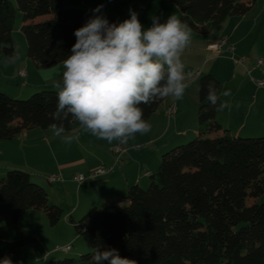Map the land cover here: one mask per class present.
<instances>
[{
	"label": "trees",
	"instance_id": "trees-1",
	"mask_svg": "<svg viewBox=\"0 0 264 264\" xmlns=\"http://www.w3.org/2000/svg\"><path fill=\"white\" fill-rule=\"evenodd\" d=\"M15 1L0 0V54L15 52L12 34L18 8L23 13L21 30L28 57L40 68L62 63L76 42L74 31L96 16L66 8L64 0ZM171 1L191 30L208 32L232 16L246 15L258 0ZM209 82L215 83L220 103V80L212 73L203 74L196 137L162 155L157 170L149 175L148 189L130 185L123 197L126 203L111 199L79 219L70 217L92 252L45 264H93L97 248H115L136 264H264V136L244 138L225 128L206 98ZM164 99L141 105L146 121ZM56 105L54 89H43L25 100L0 92V141L32 128L49 129ZM63 123L65 132L79 127ZM32 178L17 168L0 178V259L5 249L38 241L20 226L24 212L44 211L52 226L65 216Z\"/></svg>",
	"mask_w": 264,
	"mask_h": 264
},
{
	"label": "rangeland",
	"instance_id": "rangeland-1",
	"mask_svg": "<svg viewBox=\"0 0 264 264\" xmlns=\"http://www.w3.org/2000/svg\"><path fill=\"white\" fill-rule=\"evenodd\" d=\"M12 1L16 3L15 0ZM101 4L103 5L101 12H93V9L97 8ZM64 6L66 8L82 9L94 15L112 17L119 23L129 18V9H132L138 13V18L145 29L151 27L152 19L155 17H159L161 22H163L170 15L174 14L181 20V10L171 0H65ZM240 20L242 25L240 30L237 32V36L240 34L244 35L247 32V29L250 28L252 24H255L254 31L251 35H249V37H247L245 43H240V45H233L232 43H229L226 45L228 39L225 38L224 40H227V42L224 43L223 46H226L219 52L214 53L216 51L208 50L209 53H211V51L213 52L210 54L212 59H215L216 57H225L224 60H220L219 63L223 68H226L225 72L220 73L224 86L231 73L237 75L236 81L227 85L224 91H230L232 85L240 84L246 92L249 90L248 82L251 83L254 91L255 87L258 86L253 81V78H262L264 76L261 71L248 73V68L251 65L246 66V63H243L246 60L243 62L240 61L241 55L239 53V51L243 53L251 51L250 54H252L253 58H259V56L264 58V0H258L254 7L246 15H236L230 17L229 20L218 30L208 31L203 34H200L201 32L191 30V37L205 39L210 36L215 38L216 36L221 35V33L232 30V28ZM22 25L23 13L17 8V17L12 37L15 45L14 55L18 53L19 58L13 59L14 55L7 56L4 53L0 54V92L6 93L15 99L25 100L45 88L38 87L37 89L31 90L30 86H32V84H39L40 86L46 85V88L52 87L55 86V84L59 82L62 77L59 79L55 77V73L52 70L54 68H40L32 60H29L27 52L28 45L26 37L21 30ZM192 42H194L193 38H191V42L182 54L181 59L183 62L190 61L192 64L198 66L202 58L199 55L192 56L191 54L193 53L187 51V49L192 46ZM218 43L214 45H217ZM231 45L235 48L234 52L228 51V47ZM204 49L205 47H203V50ZM203 55H206L205 51H203ZM1 59L3 60L1 61ZM20 68H24L23 70L25 72H23L25 74L22 76L25 77L27 75L25 79L16 76ZM12 76L15 77L13 78ZM27 83H30L27 90L28 92L30 89V94L26 95L25 93V95H18L16 91L20 90L21 87ZM259 89H264V87H260ZM254 95L255 93H253L252 99L254 98ZM161 103L154 113L151 122H148L151 125V130L145 134L137 133L135 137L130 139L127 143H120L118 141L109 143L106 140L98 139L90 133L84 132L80 127L63 133L61 137L55 136L50 129H34L32 131H26L28 136H17L18 141L15 142L16 144L12 147L5 148V146L0 144V178L6 175L9 168H17L31 172L34 174L32 178L33 181L36 183L39 182L38 184L49 192L52 191L54 194L53 200L55 202L58 201V203L61 202V205L58 204L60 207L63 209L66 208V211L69 207L78 208L76 213L78 217L76 219H79L89 210L88 208H92L95 205H99L102 202L107 201V199L100 198L101 195H99L95 203H91V201L88 202L85 197V194L87 195L88 192L93 190L90 187L87 189L85 188L89 186V184L96 182L100 183L102 181V177L105 175L96 177V179H87L81 185L74 180L75 175L89 176L91 172L105 166L108 169L107 174L115 172L117 176H119V180L122 181V178L125 179L124 174L121 172L123 171L122 169L126 168L125 172H129L134 175L139 172L141 162L147 163V168L151 167L153 168L152 172H155L164 153L168 152L175 146L189 143L196 137V135H191V137L185 140L183 139L182 141H179L180 139H178V141H176L177 143L173 146L165 145L167 142L172 141L171 136L175 133L173 132L175 130L171 123L172 118H169L166 114L168 102L165 101L162 105ZM174 105L175 104H172L170 106ZM186 105L187 113L185 114V123L187 126H191V124L194 123L198 124V108L195 112V119L194 115H192V111H188V109H192V97H187ZM175 115L169 116L173 117ZM249 124L252 125L251 122L248 123V126H250ZM167 126H169L170 129H167ZM249 128L251 127H248L247 130H249ZM250 132L251 130L244 131L241 137L247 138L245 136H264V131H261L260 133ZM68 135L79 137V140H74L70 145L66 144L63 141V137ZM115 148L119 151V153H121L119 156L115 154ZM81 160L85 161L82 162ZM57 165H68V170L66 172H56L58 168ZM145 172L146 171L144 170L143 174ZM59 175L64 177L63 181H57L52 184L49 183V178ZM147 177V183L142 186L145 189H148L151 184L149 175H147ZM120 188L121 186H119V184L112 187H104L102 191L108 190L109 192L102 194H121L120 191L122 189ZM65 196H67L66 200ZM122 196L123 195L119 196L120 202L126 203L127 201ZM251 201L252 200H250V202ZM86 203L90 204V207L85 208L84 210L83 208ZM28 211L30 212H25L23 214L20 220V226L33 232V234L38 238V241L22 248L5 249L2 252L1 259L8 256L12 259L13 264H45V261L47 260H60L73 257L77 258L83 254L93 251L86 243L85 239L77 234L75 227L70 222V217L66 219L64 216L57 225L52 226L44 211ZM68 245L72 246V252L77 251L80 253L78 255H72L69 253L70 251L64 252L57 250V247H64Z\"/></svg>",
	"mask_w": 264,
	"mask_h": 264
},
{
	"label": "clouds",
	"instance_id": "clouds-1",
	"mask_svg": "<svg viewBox=\"0 0 264 264\" xmlns=\"http://www.w3.org/2000/svg\"><path fill=\"white\" fill-rule=\"evenodd\" d=\"M102 8L101 4L93 12ZM129 14L118 24L96 15L74 31L76 42L55 84L57 105L49 125L55 136L65 133L63 122L68 121L98 139L127 143L137 133L151 130L141 105L167 97L183 98L194 75L185 72L181 59L191 42L190 27L173 14L163 22L153 18L151 27L145 29L136 11L129 9ZM18 58L17 53L13 59ZM207 89L210 106L218 111L230 107L227 102L218 105L214 82ZM222 95L229 96L230 91ZM74 140L79 137H63L69 145ZM91 259L93 264H136L115 248H97ZM0 264L13 261L5 256Z\"/></svg>",
	"mask_w": 264,
	"mask_h": 264
},
{
	"label": "crops",
	"instance_id": "crops-1",
	"mask_svg": "<svg viewBox=\"0 0 264 264\" xmlns=\"http://www.w3.org/2000/svg\"><path fill=\"white\" fill-rule=\"evenodd\" d=\"M64 3H65V0H64ZM241 25H242V22L240 20L232 28V30H230L229 32L221 33V35H218L215 38L210 37V36L208 38H205V39H203V38L199 39V37H195V38L191 37V38H193L194 42H192L193 43L192 46L189 47L187 49V51L193 53V54L190 53L192 56L199 55L202 59L200 60L201 62H199L198 66L192 64V62H190V61L189 62H183L185 64V72L187 73V72L191 71L194 73V75L190 81V86L185 90V94H184L183 98L181 100H176L173 97H167L164 99L165 101L168 102L167 103V109L172 104H175L177 106V114L173 117H170L168 115L167 109H166L167 116L169 118H172L171 123L173 125L174 130H175L173 132H175V133L171 136L173 138V139L171 138L172 141L167 142L165 145L173 146L177 143L176 141H178V139H180L179 141H182L183 139L184 140L188 139L189 137H191V135H197L198 124L194 123V124H191V126H187V124L185 123L186 122L185 121L186 120L185 114L187 113V109H186L187 97H192V109H188V111L189 110L192 111V115H194V119H195V117H196L195 112H196L197 108L199 107V99H200V97H199V95H200L199 94V78L203 74H206V73H212L214 76H216L220 80V82H221L220 103L227 102L230 105V107L223 108V109L218 111L217 119L219 120V122L225 128L229 129L235 135H242V133L244 131H250V130H251L250 133H260L261 131H264L263 130L264 129V89H259L260 87L259 88L255 87V90L253 91V87H252L251 83L248 82V84H249V90L248 91L245 92V90L243 89V86L240 84L232 85L231 90H230L231 95L226 96V97L223 96L222 93L224 92V89L226 88L227 85H230L236 81L237 75L231 73L228 76L226 83H225V86H224V83H222V78H221L222 76L220 75V73L225 72L226 68H223L219 63H220V60H224L225 57H216L215 59H212L210 54L213 52L211 51V53H209V51L212 50L211 49L212 45H214L220 41L222 42L225 38L228 39V42L226 45H228L229 43H232L233 45L234 44L240 45V43L241 44L245 43V41L247 40V37H249V35H251L252 32L254 31L255 24H252L250 26V28L247 29V32L244 35L240 34L239 36H237V32H238V30H240ZM219 28H221V26ZM203 33H205V32H201L200 34H203ZM195 36H197V35H195ZM201 36H203V35H201ZM226 45H224L222 48H224ZM203 47H205L204 50H203ZM203 51H205L206 55H203ZM217 52H219V51H216L214 53H217ZM239 53L241 55L240 61L243 62L244 60H246L243 63H246V66L251 65L248 68V73H250L249 70L256 63L257 59H264L261 56H259V58H253L252 54H250L251 51H248V53H247V51H246V53L239 51ZM2 60L3 59H1V61ZM29 60H31V59L29 58ZM52 68H54L52 70L55 73V77L57 79L61 78L62 72H63V62L52 67ZM23 69L24 68H20L18 70L19 73L17 72L16 76L21 77L22 79H25L27 77V75L24 77L20 74V72L23 71ZM254 71L255 72L261 71V69L253 70L251 73H253ZM261 73H262V71H261ZM12 77L14 78L15 76H12ZM256 78H260V77H256ZM29 85H30V83H27L26 85L21 87L20 90L17 89L19 91V92L16 91L17 94L18 95H25V93H26V95H29L31 92L30 89L31 90L37 89L38 87H45L44 89H56V88H53L55 86L46 88V85L40 86L39 84H32V86H30L29 91L27 92ZM191 87H192V90H191ZM253 93H255V95H254V98L252 99ZM163 103H161V105ZM153 115L149 118V120L147 122H151V120L153 119ZM253 115H254V117H253ZM250 122L252 123V125L249 124L250 126H248V123H250ZM248 127H251V128H249V130H247ZM78 128H76V129H78ZM168 128H169V126H167V129ZM34 129H41V128H32V129L24 130L23 132H21L17 136L19 137V135H21L23 137H27L28 133H26V131H32ZM43 130H48V129H43ZM248 135H252V134H248ZM17 136L14 139L9 140V141H0L1 142L0 144L5 146V148L12 147L16 144L15 142L18 141ZM81 161L84 162L85 160H81ZM57 167L58 168H57L56 172H61V171L66 172L68 170V165H57ZM124 167H126V166H124ZM9 169H11V168H9ZM12 169H15V168H12ZM139 169H140L139 172H137L133 175V174H130L129 172L128 173L125 172L126 168H123L122 169L123 171H121V172L124 174L125 179L122 178L121 179L122 181L119 180V176H117V174L115 172L108 173L107 175L102 177V181L100 183H98V182L92 183V184H89V186H87L85 188V189H87L90 187L93 189L92 191L88 192L87 195L85 194L86 199L88 200V202L91 201V203H95V201L97 200L99 195H101L100 198H102V199L104 198L107 200L119 199L120 195H123L122 197H124V194L126 193L128 187L130 185H132V184H139L141 186L145 185V183H147L146 181L148 179L147 175H150L151 173H153L152 172L153 168H151V167L147 168V163H144V162H141V166ZM148 169H151V170H148ZM144 170L146 172L143 174ZM29 173H31V172H29ZM31 175L33 177L34 174L31 173ZM143 176H145V177H143ZM37 183H39V182H37ZM49 183H51V182L49 181ZM116 184L117 185L119 184V186H121V188H120V189H122L120 191L121 194H119V193H113V194L110 193V194H105V195L102 194L105 192L106 193L109 192L108 190L102 191V189L104 187H109V186L112 187V186H115ZM48 193H49L50 199L54 203L61 205V202L58 203V201L55 202L53 200L54 194L52 191H50V192L48 191ZM66 199H67V196H65V200ZM88 207H90V204L86 203V205L83 209L85 210V208H88ZM65 209L66 208H64L66 219H68L69 217H74L76 219L78 217L76 215L78 208L69 207V209L67 211ZM88 209H90V208H88ZM31 210H33V209H31ZM26 212H30V211H26ZM23 214H22V216H23ZM22 216H21V218H22ZM21 218H20V220H21ZM72 251H73V249H71L69 252L72 255H78L80 253L77 251H74V252H72ZM52 255H55V254H52ZM55 257H57V256H55Z\"/></svg>",
	"mask_w": 264,
	"mask_h": 264
},
{
	"label": "built area",
	"instance_id": "built-area-1",
	"mask_svg": "<svg viewBox=\"0 0 264 264\" xmlns=\"http://www.w3.org/2000/svg\"><path fill=\"white\" fill-rule=\"evenodd\" d=\"M227 40H223L222 42L218 43L217 45H212L211 49L214 51H220L222 49V46L224 43H226ZM235 48L233 45L228 47V51L229 52H234ZM257 69H261L262 74L264 75V59H258L256 61V63L252 66V68L249 70V72L251 73L253 70H257ZM24 71V70H23ZM21 72V75H24V72ZM253 80L255 81V83L257 84L258 87H264V76L262 78H253ZM177 113V106H170L168 109V115H175ZM114 152H116L115 154L117 156H119L121 153H119V151L115 148ZM108 172V169L105 166H102L98 169H96L95 171L91 172L89 174V176H85V175H75L74 180H76V182H78L80 185L82 183H84L87 179H93L99 176H103L106 175ZM49 181L51 183L57 182V181H63V176L59 175V176H52L51 178H49ZM71 245L68 246H64V247H57V250L60 251H64V252H68L71 250Z\"/></svg>",
	"mask_w": 264,
	"mask_h": 264
}]
</instances>
